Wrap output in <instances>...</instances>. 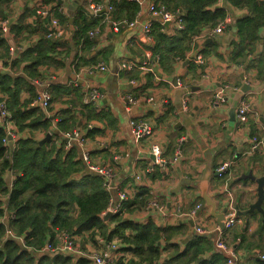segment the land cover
I'll list each match as a JSON object with an SVG mask.
<instances>
[{
  "label": "crops",
  "instance_id": "1",
  "mask_svg": "<svg viewBox=\"0 0 264 264\" xmlns=\"http://www.w3.org/2000/svg\"><path fill=\"white\" fill-rule=\"evenodd\" d=\"M89 1L0 2V34L9 47L0 56V72L9 73L16 79V85L8 88L17 89L20 108L36 109L34 117L39 115L43 120L45 117L49 120L47 126L18 127L11 112L14 98L9 91L0 89V103L8 111L18 134L16 138L5 135L3 143L6 138L8 142L4 143L7 147L4 156L13 158L19 140L25 138H31L46 148H75L76 159L81 162L76 175L79 177L87 173L102 177L104 187L110 194L107 208L118 197L119 191H126L130 199L121 213L124 218L140 224L151 222L162 229L172 228L175 231L172 237L160 236L158 264H172L169 259L173 253L183 251L191 239L199 236L208 240L205 250L200 252L199 261L210 259L214 254H220L215 249L213 239L218 235L217 228H223L202 196L200 182L204 172L207 169L211 171L208 192L212 195L217 213H222L227 207L230 200L228 189L233 191L240 209L247 210L257 201L258 184L253 177L246 175L252 172L259 177L264 173V23L256 24L255 35L251 42L247 41L244 54L235 57L233 50L242 40L238 22L246 18L254 19L257 12L247 3L235 5L231 0H218L217 6L226 9V16L222 20H227V27L215 36L209 34L208 28H202L183 56L173 57L163 52L162 59L165 60H162L155 52L158 40L153 36L151 40L148 39L141 25L122 26L116 32L111 24V14L108 19L105 12L95 16ZM96 1L108 4L114 0ZM155 1L168 8L160 0ZM46 9L47 14L41 13ZM139 11L141 23L150 18L147 6L141 10L139 6L138 11L133 12L129 4L119 8L118 15L122 18L131 15V19H135ZM169 11L178 16L185 12L182 7ZM82 13L86 19L82 18ZM54 18L60 23V36H49L57 29L52 25ZM85 23L92 25L87 32L91 44L87 49H82V44L80 47L75 45L74 33ZM20 24L24 26L23 29L18 26ZM162 24L161 30L167 35H174L184 27L183 20L179 24ZM96 27L100 28V33L90 37V30ZM51 38L60 45L53 58L38 65L34 72L30 69L29 60H21L22 54L29 46ZM78 55H84L89 62L78 67ZM125 61L134 64L133 67L124 69L122 63ZM101 63L106 66L105 70L88 71L89 66ZM46 87L52 94L49 108L40 104L31 105ZM91 88L100 93V98L87 102ZM127 96H133L137 102L129 103ZM151 97L153 100H149ZM242 100H247L250 107L245 121L238 117ZM69 112L72 116L65 119ZM131 119L147 120L153 134L137 138L130 124ZM0 125L5 126V122ZM75 131L84 139L91 161L96 166L112 169L110 180L86 165L77 141L72 142L71 147H66L67 135ZM48 134H51V138L41 142ZM181 137L185 138L182 155L173 162ZM254 137L262 143L252 151ZM154 145L161 148L168 163L154 164L151 154ZM226 160L233 163L228 174L222 178L217 175L216 168ZM150 165L153 169L147 171ZM18 175L10 166H3L0 158V179L6 188L5 191L2 190L3 186L0 189V208L3 211L0 213V223L4 224L6 230L0 239L1 246L6 240H13L21 248L27 249L32 255V260L27 264H55L54 257L61 254L71 257L69 264H94L84 252L99 246L97 238L101 233L98 231L76 234L50 226L45 243L37 248L25 244L26 233H18L10 227L11 220L16 217L15 209L9 204L10 190ZM153 196L163 210L148 206ZM135 201L139 202L138 206L133 204ZM198 203L202 204V208L191 215ZM262 207L264 209V201ZM107 208L101 217L107 224L108 234L115 229L116 221L113 215L109 220L104 218ZM239 219L224 233L241 250L240 264L264 261L257 255L258 252L264 254L263 212L254 210L240 215ZM197 225L215 230L209 235H200L195 229ZM133 232L130 228L125 230L127 235ZM107 234H102L107 240L118 237L114 235L109 238ZM118 238L121 239L118 253L122 257L128 256V260H121L119 264L140 261L130 250L129 244ZM69 239L75 242L73 251L47 249L49 244H60Z\"/></svg>",
  "mask_w": 264,
  "mask_h": 264
},
{
  "label": "trees",
  "instance_id": "2",
  "mask_svg": "<svg viewBox=\"0 0 264 264\" xmlns=\"http://www.w3.org/2000/svg\"><path fill=\"white\" fill-rule=\"evenodd\" d=\"M2 1L6 2L7 0L0 2ZM160 1L168 7H166L168 10L182 7L185 11L184 14L180 15L184 27L174 35H167L162 32V22L156 21L154 23L152 36L158 40L155 52L160 55V59L163 58V52L173 57L183 56L190 49L191 42L197 34H200L204 28L212 29L226 16V9L217 6L218 0ZM231 2L235 5L247 3L257 12L254 19L246 18L238 22L242 40L238 48L233 50V55L237 57L244 54L243 52L248 45L247 41L251 42V38L257 29L256 24L264 23V2L256 0H231ZM125 4H129L133 12L139 9V6L137 9L138 4L133 0L111 1L110 5L113 6L111 19H124L118 15V9ZM131 17L129 15L126 19H131ZM82 18L86 19V15L83 13ZM18 26L21 29L24 28L21 24ZM91 26V24L86 23L80 25L79 30L74 33L77 47L82 44V49H87V46L91 44L87 37V32ZM58 45L60 43L56 39L43 40L34 46H29L23 52L21 60H29L31 62L30 69L36 72L38 65L46 63L49 58H53L52 55L57 51ZM8 49L6 40L0 34V56ZM77 60L78 67L89 62L84 55H78ZM15 82L16 79L12 78L9 73L0 72V89L9 91L14 98L13 111L11 112L18 127L47 126L49 124L48 118L45 117L43 120L38 117L39 115L34 117L36 109L26 110L19 107L17 89L8 88L10 85H16ZM71 116L70 112L66 113L65 119ZM5 135V128L0 125V158L2 164L3 166H10L13 171L19 173L10 190L9 204L16 213V217L11 220L10 227L15 228L18 233H26L25 244L28 247H41L45 243L50 226L66 229L76 234L92 231H98L101 235L107 234V224L101 215L107 208L110 194L104 187L102 177L87 173L79 177L76 175L81 168V162L76 159L77 150L75 148L70 150L58 146L46 148L31 138H25L19 140L13 158L9 159L4 156L7 149L3 143ZM2 186L3 181L0 179V189ZM2 190H6L5 186ZM135 202L133 204L138 206L139 202ZM127 209L130 210V207ZM1 212L3 211L0 208ZM113 217L116 221V227L107 236L111 238L117 235L129 244L130 250L140 260L138 262L133 260L132 264H158L156 260L160 254L158 249L160 236L164 234L166 237H172L175 231L172 228L162 229L151 222L146 224L135 223L124 218L123 214H114ZM126 228H130L134 232L127 235L125 233ZM5 231L4 224L0 223V239L5 235ZM207 241L202 236L191 239L183 251L180 252L179 250V252L173 253L169 262L172 264H226L223 254H214L210 259L199 261L200 252L205 250L204 246ZM171 246L176 247L178 245ZM31 260V253L27 249L21 248L13 240H6L0 248V264H27L26 262ZM53 261L55 264H69L71 257L62 254L56 255ZM255 264H264V261L259 260Z\"/></svg>",
  "mask_w": 264,
  "mask_h": 264
},
{
  "label": "built area",
  "instance_id": "3",
  "mask_svg": "<svg viewBox=\"0 0 264 264\" xmlns=\"http://www.w3.org/2000/svg\"><path fill=\"white\" fill-rule=\"evenodd\" d=\"M135 1L139 6L140 10L144 7H148V11L150 13V18L145 21L144 23H141L139 19V15L141 14V11L138 12V15L136 16L135 19H111V24L113 27L114 31H119L122 26H127V27H134L136 25H141L144 35L148 39H152V30L154 23L156 22L155 20L160 19L161 22H176V23H181L182 19L180 16L177 14H173L171 11L167 10L164 8V6H160L159 4L156 3L155 0H133ZM89 6L91 10L93 11L95 16H99L101 12H105L106 14V19L110 17V14L113 10V6L108 4H102L98 3L96 1L90 0L89 1ZM41 13L47 14L48 9L43 10ZM52 25L57 28L55 31H52L49 33V36H60L61 31L58 30V27L60 25L59 21L57 19L52 20ZM228 25L227 20H222L218 22V24L213 27L212 29L209 30V34L215 36L216 34L220 33L221 30L225 29ZM100 28L96 27L92 30H90L89 34L90 37H94L100 33ZM134 64L129 63V62H123L122 67L124 69H131ZM89 72H93L95 70H105L106 66L104 64H98L97 66H89L87 68ZM48 86V85H47ZM47 88V87H46ZM100 98V93L96 89H90L89 94L86 98L87 102H93L94 100H97ZM149 100H153V98H149ZM127 101L131 104L136 103L137 100L133 96H127ZM52 102V94L50 90L44 89L40 95H38L37 99L33 101L31 105H42L46 109L49 108ZM0 103V123L5 122V130H6V135L7 136H12L16 138L18 136L16 132L15 125L13 121L10 119V115L8 111L1 105ZM250 110L249 103L247 100H242L241 104L239 105L238 108V117L242 120L245 121L247 118V114ZM130 124L132 126L133 133L135 136L138 137H147L151 136L153 134V129L151 124L147 120H142V119H131ZM67 145L66 147L69 148L72 146V142L77 141L79 145L81 146V151H82V159L86 163V165L100 174L104 175L107 180L111 179L112 176V169L108 167H100L96 166L90 159L89 152L84 146V139L80 137V134L78 132H72L67 135ZM185 141L184 137H181L179 139V145L175 151V155L172 158L173 162H176L182 155V144ZM8 139L6 138L4 140V143L7 144ZM262 141L259 140L258 138L254 137L252 140V146L251 150H256L259 148L261 145ZM151 154L154 156V164L157 163H162L166 164L167 160L163 156V152L161 148L157 145H154L152 147ZM168 163V162H167ZM233 161L231 160H226L219 164L216 168V173L219 177L224 178L229 171V168L232 166ZM153 167L150 165L149 168H147V171H151ZM139 177V176H138ZM140 178V177H139ZM109 185V182L107 184V187ZM227 186V185H226ZM109 188V187H108ZM230 196V200L227 204V212H226V221L224 223V228L223 230L220 228H217L218 235L213 239L215 249L217 252L220 254H223L225 257L226 264H240L241 259H242V252L241 250L237 247V245H234L230 242L229 238H227L226 234L224 232L228 231L229 229L232 228L235 222L240 221L239 216H237V207H236V201H235V196L233 194V191L230 189L226 190ZM130 199V196L128 192L126 191H119L118 197L115 200H112L110 203L109 207L107 208V211L104 213L110 212L112 215L114 214H121L124 211L125 204L128 202ZM148 206L150 208L158 209V210H163V206L158 202L157 198L155 196L151 197L148 201ZM202 208V204L198 203L194 210L191 212V215H195L197 211H199ZM195 229L198 234L200 235H209L211 234L215 229L208 228L204 225H197L195 226ZM226 229V230H225ZM11 233V231H9ZM13 233V232H12ZM98 243L99 246L95 248L94 250L90 252H84L86 256H88L91 261L94 264H119L121 260H128V256L126 255L125 257H122L117 249L119 248L118 246H121V239L118 237L111 238V239H106L103 235H99L98 238ZM1 248V244H0ZM75 248V242L73 240H67L64 243L60 244H49L47 245L48 250H53V251H61L64 252V250L67 251H73ZM258 256L264 258L263 253H257Z\"/></svg>",
  "mask_w": 264,
  "mask_h": 264
},
{
  "label": "water",
  "instance_id": "4",
  "mask_svg": "<svg viewBox=\"0 0 264 264\" xmlns=\"http://www.w3.org/2000/svg\"><path fill=\"white\" fill-rule=\"evenodd\" d=\"M59 3H62V0H60ZM51 138V134L47 135V138L42 140L41 142H46L47 140H49ZM210 169H207L206 172H204L203 174V178L200 182L201 184V189L203 190V197L206 199L207 204H209L213 210V216H215L218 219V222L221 226V228H224V223L226 221V212L227 209L224 208L222 213H217L216 212V205L213 201L212 195L209 194L208 192V186H209V177H210ZM246 177H253L254 180H256L257 184H258V198L257 201L255 203H253L247 210H241L239 205L237 204V216L240 215H247L249 212H253L254 210H259L262 211L264 214V209L262 207V203L264 201V173L262 176H254V174L252 172L248 173L246 175ZM112 217V214L110 212L106 213L105 215V219L109 220Z\"/></svg>",
  "mask_w": 264,
  "mask_h": 264
}]
</instances>
